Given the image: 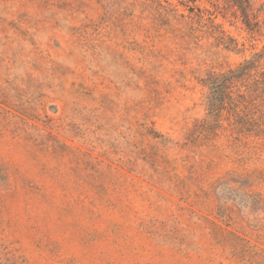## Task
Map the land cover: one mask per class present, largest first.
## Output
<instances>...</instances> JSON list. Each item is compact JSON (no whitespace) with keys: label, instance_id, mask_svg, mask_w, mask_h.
<instances>
[{"label":"rangeland","instance_id":"obj_1","mask_svg":"<svg viewBox=\"0 0 264 264\" xmlns=\"http://www.w3.org/2000/svg\"><path fill=\"white\" fill-rule=\"evenodd\" d=\"M250 61L264 0H0V264H264V137L201 136Z\"/></svg>","mask_w":264,"mask_h":264},{"label":"trees","instance_id":"obj_2","mask_svg":"<svg viewBox=\"0 0 264 264\" xmlns=\"http://www.w3.org/2000/svg\"><path fill=\"white\" fill-rule=\"evenodd\" d=\"M258 63L259 61H250L238 73L231 71L228 75L209 78V87L216 95L221 93L220 99L216 96L211 104L209 119L201 125L204 143L212 150L217 149L214 137H219L218 131L222 127V115L226 109L231 116V129L240 138L264 137V70ZM241 71L243 72L240 81L243 83L244 91L233 97L232 91L228 93L225 90L236 86L239 81L237 75Z\"/></svg>","mask_w":264,"mask_h":264}]
</instances>
